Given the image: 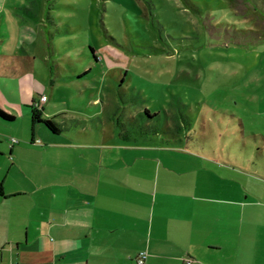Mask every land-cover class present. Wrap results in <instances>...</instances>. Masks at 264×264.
Masks as SVG:
<instances>
[{"label":"rangeland","instance_id":"1","mask_svg":"<svg viewBox=\"0 0 264 264\" xmlns=\"http://www.w3.org/2000/svg\"><path fill=\"white\" fill-rule=\"evenodd\" d=\"M8 3L22 28L0 30L10 38L0 40V68L15 63L45 85V112L61 131L43 122L33 131L11 72L0 76V100L16 114L0 117L5 141L26 132L56 149L169 146L164 159L197 161L233 197L264 202V0ZM66 150L76 158L80 147Z\"/></svg>","mask_w":264,"mask_h":264},{"label":"crops","instance_id":"2","mask_svg":"<svg viewBox=\"0 0 264 264\" xmlns=\"http://www.w3.org/2000/svg\"><path fill=\"white\" fill-rule=\"evenodd\" d=\"M8 5L0 0V30L16 36L20 17ZM25 71L4 64L0 76L20 73L31 109L46 93L50 116V94ZM5 136L0 129V264H264V202L233 197L197 161L164 159L169 146L69 142L80 147L72 158L26 132Z\"/></svg>","mask_w":264,"mask_h":264},{"label":"trees","instance_id":"3","mask_svg":"<svg viewBox=\"0 0 264 264\" xmlns=\"http://www.w3.org/2000/svg\"><path fill=\"white\" fill-rule=\"evenodd\" d=\"M91 48L94 51V48L92 46H91ZM0 117L3 119L11 120V119H14L16 117V114H14L13 112H10L7 109L0 106ZM31 120H32L33 131H34L35 124L37 122H43L52 132H60L61 131V128L58 127L55 118L52 116H44L41 107L32 106Z\"/></svg>","mask_w":264,"mask_h":264},{"label":"built area","instance_id":"4","mask_svg":"<svg viewBox=\"0 0 264 264\" xmlns=\"http://www.w3.org/2000/svg\"><path fill=\"white\" fill-rule=\"evenodd\" d=\"M46 98H47V94L46 93H41L40 99L35 101V106L41 107V102L43 100H45ZM12 140L13 141H17V138L16 137H12ZM145 256H146V251H141V253L137 257L138 262L139 263H143L144 262V259H145ZM187 262L188 263H191L192 262V258L189 257L187 259Z\"/></svg>","mask_w":264,"mask_h":264}]
</instances>
